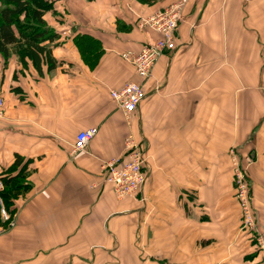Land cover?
Here are the masks:
<instances>
[{"label":"crops","instance_id":"1","mask_svg":"<svg viewBox=\"0 0 264 264\" xmlns=\"http://www.w3.org/2000/svg\"><path fill=\"white\" fill-rule=\"evenodd\" d=\"M62 2L72 29L52 49L55 70L40 75L0 57V193L16 156L29 186L11 199L10 221L0 220V264H264L240 228L233 186L237 163L264 238V0H190L176 51L145 80L120 57L157 38L137 28L143 14L108 0L86 23ZM77 34L102 44L93 71ZM128 83L147 98L126 116L110 92ZM89 128L96 136L74 153ZM129 135L147 144L148 176L136 198L119 200L102 165L123 157Z\"/></svg>","mask_w":264,"mask_h":264},{"label":"built area","instance_id":"2","mask_svg":"<svg viewBox=\"0 0 264 264\" xmlns=\"http://www.w3.org/2000/svg\"><path fill=\"white\" fill-rule=\"evenodd\" d=\"M185 2V1H184ZM183 2L166 8L152 18H138L137 28H152L156 39L147 42L138 52L121 54V59L129 64L140 80L151 76L152 69L164 53L176 51V33L180 24V13ZM111 100L126 116L135 113L141 103L147 98L145 91L137 83H128L118 90L110 92ZM4 101L0 98V118L4 112ZM97 134L96 128H89L77 133L73 152L81 153L86 150ZM147 144L136 140L131 135L124 139V155L103 163L104 183L119 200L133 199L138 196L148 176L146 160ZM234 196L241 213V230L247 231L254 237L258 253L264 263V238L259 233L256 213L252 204V194L246 171L234 163L233 171ZM9 214L0 200V219L10 221ZM12 222H10V226Z\"/></svg>","mask_w":264,"mask_h":264},{"label":"trees","instance_id":"3","mask_svg":"<svg viewBox=\"0 0 264 264\" xmlns=\"http://www.w3.org/2000/svg\"><path fill=\"white\" fill-rule=\"evenodd\" d=\"M138 1L146 5L157 2ZM55 3L54 0H0V57L4 65L14 56L24 68L30 62L40 75L43 66L48 73L57 68L52 49L60 45L63 36L48 26L44 19L47 13L55 12ZM72 41L81 60L90 70H94L104 54L101 42L87 34H77ZM21 162L22 159L16 156L14 164L4 172L5 176L1 179L4 191L0 193V198L10 216L13 215L9 209L11 199L29 187L26 181L28 163ZM242 232L258 254L253 235L247 231Z\"/></svg>","mask_w":264,"mask_h":264},{"label":"rangeland","instance_id":"4","mask_svg":"<svg viewBox=\"0 0 264 264\" xmlns=\"http://www.w3.org/2000/svg\"><path fill=\"white\" fill-rule=\"evenodd\" d=\"M56 2V4L58 3V10H55V12H51V13H47L45 15V21L47 23L48 26L50 27H54V29H56V31H59V33H64V36H66V34L70 35L71 34V29H72V24L67 23L64 21V18L62 17L63 13L65 11H63V9L61 7H63V0H54ZM65 2H67L69 5H73L75 7H79L78 12L84 14V20L87 22L86 23H91V18L96 15V13H98L99 11L104 9V1H108V0H64ZM127 3L128 8L130 9V11H132L135 14H143L145 17H140V18H152L155 15H157L159 12H161L162 10L172 7V6H176V4L183 2V8L181 9V13H180V23L183 22L184 20V16H185V11L186 8L190 2V0H168V2H170L169 4H167L165 6V8H162L161 5H155L151 4V5H146V4H142L139 3L137 0H124ZM162 4L163 0H159ZM185 1V2H184ZM165 4V3H164ZM163 5V4H162ZM162 8V9H161ZM148 9L153 11L151 13L148 14ZM139 17V16H138ZM82 19V20H83ZM70 21V20H69ZM68 21V22H69ZM180 25V24H179ZM117 31H121L122 28H124L120 22L117 23ZM125 29V28H124ZM130 30V29H129ZM146 31H150L152 33H154V31L152 30V28H144L143 32ZM155 34V33H154ZM66 38H69L66 36ZM93 71V70H91ZM153 71V69H152ZM135 74V73H134ZM145 257V256H144ZM144 257H140V263L141 264H156L157 260L155 258H152L151 260H149V258H144ZM103 263V260H102Z\"/></svg>","mask_w":264,"mask_h":264}]
</instances>
